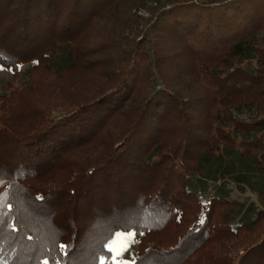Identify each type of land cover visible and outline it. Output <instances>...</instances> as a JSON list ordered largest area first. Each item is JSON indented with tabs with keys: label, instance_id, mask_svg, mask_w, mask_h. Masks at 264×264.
Returning <instances> with one entry per match:
<instances>
[{
	"label": "trees",
	"instance_id": "trees-1",
	"mask_svg": "<svg viewBox=\"0 0 264 264\" xmlns=\"http://www.w3.org/2000/svg\"><path fill=\"white\" fill-rule=\"evenodd\" d=\"M0 66V264H264V0H0Z\"/></svg>",
	"mask_w": 264,
	"mask_h": 264
},
{
	"label": "rangeland",
	"instance_id": "rangeland-1",
	"mask_svg": "<svg viewBox=\"0 0 264 264\" xmlns=\"http://www.w3.org/2000/svg\"><path fill=\"white\" fill-rule=\"evenodd\" d=\"M135 12L140 13V14L145 13L144 10H142L140 7ZM21 78L22 77L12 79V71L9 68L0 66V114L2 112H5L7 109L6 104H4V101L7 98L8 94L10 93V90L12 89V87H14V86H17L18 88L20 87V85H18V83L21 80ZM48 80H47V77L45 78V76L43 77L41 75H38V76H36L35 83L31 86H27L28 89L30 90L27 95L31 97L30 99L32 100L31 101L32 104L39 102V100L43 99V97L47 96L50 92L53 91L54 83L52 81L50 82ZM41 87H43V90H41ZM24 106H26L28 108V105H24ZM27 108L24 107V109L26 111H27ZM243 115H245V113H243ZM226 187H228V188L232 187L233 188L234 184L232 182H228L226 184ZM234 194H236L235 191H232L231 195L234 196ZM241 197L246 199V200H249V199L255 200L254 193H251L250 191H246L244 194H242ZM117 232L128 233L131 231H116L115 233H117ZM115 233L110 240H114V247L119 249L120 247L123 246L124 239L123 238L115 239ZM134 253H135V247L132 243L131 246L128 248V250L124 253L123 259L131 262L133 260Z\"/></svg>",
	"mask_w": 264,
	"mask_h": 264
},
{
	"label": "snow or ice",
	"instance_id": "snow-or-ice-1",
	"mask_svg": "<svg viewBox=\"0 0 264 264\" xmlns=\"http://www.w3.org/2000/svg\"><path fill=\"white\" fill-rule=\"evenodd\" d=\"M42 198V197H41ZM203 223V221H201ZM135 233L134 232H117L115 233V239H124V244L122 247L117 249L114 247V240H110L108 243L104 245V249L109 254L107 257L105 255L99 256V264H135L134 261H127L123 259L124 253L128 250L131 244L134 242ZM61 251L66 254L67 245L59 246ZM42 264H48V261H43Z\"/></svg>",
	"mask_w": 264,
	"mask_h": 264
}]
</instances>
